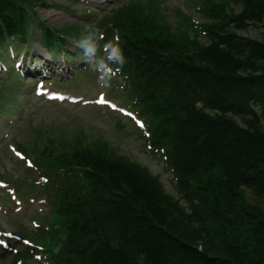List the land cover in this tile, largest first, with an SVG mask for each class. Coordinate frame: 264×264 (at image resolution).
<instances>
[{"label":"trees","instance_id":"1","mask_svg":"<svg viewBox=\"0 0 264 264\" xmlns=\"http://www.w3.org/2000/svg\"><path fill=\"white\" fill-rule=\"evenodd\" d=\"M207 2V43L155 2L130 0L97 23L119 36L127 97L165 150L179 195L106 140L44 148L37 163L63 177L39 231L54 264H264V212L245 196L264 198V41L238 33L264 25V0ZM38 4L48 6L0 0V41L26 40ZM42 27L51 45L84 31Z\"/></svg>","mask_w":264,"mask_h":264},{"label":"rangeland","instance_id":"2","mask_svg":"<svg viewBox=\"0 0 264 264\" xmlns=\"http://www.w3.org/2000/svg\"><path fill=\"white\" fill-rule=\"evenodd\" d=\"M48 3L54 1V6L50 8H43L41 6H36L34 10L42 19L50 22L51 25L57 26L62 25L67 22L76 20L79 14L82 12V7L76 5L75 9L77 12L74 13L72 10L66 8V6H59L58 8L55 4L59 2L55 0H46ZM64 4H72L74 0H60ZM126 0H86L84 3L89 6L93 15H100L102 11L110 9L112 6L117 5ZM162 6L163 11L166 12L171 21H176L178 18L177 11L181 10L186 13L187 16L194 17L195 20H203L201 18L200 12L198 11V0H151ZM76 4V2H75ZM180 21L177 20V22ZM244 34L251 35L253 37L259 38L264 35L263 26H250L246 31H241ZM34 33L39 37L37 31ZM260 39V38H259ZM70 51L75 53L77 48L75 43L70 46ZM48 52L41 45L36 42L33 43L30 50L28 51V57L35 60H41L40 65H45L46 60L41 58H46ZM40 56L41 58H38ZM54 63V68L50 69V73L54 71H61L57 66L63 62L62 57L58 59H53L50 61ZM76 62L79 60L66 61L68 73L72 72L77 66ZM66 72V71H63ZM24 86H21V91L18 92L16 98L19 100L20 112L19 114L13 113L10 120L3 118L0 115L1 121H5V124L0 129V170L11 172L9 175H19L21 174L22 166L25 165L24 162L19 160V154L17 150L12 147L14 142L33 140L34 137L41 136L42 133H48L52 136L59 137L61 135L65 137H73L75 134L79 133L88 138H101L109 141L113 146L117 147L121 153L126 156H130L132 159L140 162L142 165L147 166L154 174L160 175L161 179L168 190L174 196L179 195L177 189H174V184L172 176L167 172L160 158L153 155L146 147H144L137 134L132 132L131 127L125 123L124 120L120 121L118 116L111 113L106 107H99L95 104L86 105L79 103L77 105H69L68 103H59L56 101H47L45 97L38 98L35 95V83L31 80L22 79ZM93 84L90 86L89 90L84 91V84L77 85L72 88H61L64 92H69L75 90V92L80 93V95L88 96L93 100L97 94L102 91L99 87V79L93 78L90 80ZM15 82L14 78L11 79V83ZM69 89V90H68ZM60 90V89H58ZM28 104V105H27ZM26 106V107H25ZM261 112L260 109H257ZM42 141V140H41ZM44 142V141H42ZM17 156V157H16ZM246 202L252 205L254 209L258 212H264V198L257 197L251 190H245ZM40 200H37L30 208L27 209L26 201H22L19 206L18 218L21 219L23 229L27 230L28 226L32 227L33 222L30 219H25L26 209L29 215L39 209L38 207ZM11 209L9 205L4 204L0 201V224L5 230H13L18 232L16 228L9 224V212H16L15 204L11 203ZM35 212L31 215L34 216ZM7 215V216H5ZM28 225V226H27ZM32 225V226H31ZM20 245V244H19ZM3 248L0 246V256L5 253Z\"/></svg>","mask_w":264,"mask_h":264},{"label":"clouds","instance_id":"3","mask_svg":"<svg viewBox=\"0 0 264 264\" xmlns=\"http://www.w3.org/2000/svg\"><path fill=\"white\" fill-rule=\"evenodd\" d=\"M103 39L99 30L94 27H85L80 38L75 42L82 58L90 68L98 74L102 86H107L113 76L116 75L127 63V57L123 47L116 41H109L103 46V56H98V41Z\"/></svg>","mask_w":264,"mask_h":264},{"label":"bare ground","instance_id":"4","mask_svg":"<svg viewBox=\"0 0 264 264\" xmlns=\"http://www.w3.org/2000/svg\"><path fill=\"white\" fill-rule=\"evenodd\" d=\"M234 7H235V9H237V11H239V5L238 4H234ZM264 18V17H263ZM255 26V25H258V24H250V26ZM260 26H263L264 27V25H261V24H259ZM258 25V26H259ZM249 26V27H250ZM249 27H248V29H249ZM260 38V39H259ZM259 38H257V40H259V41H261V42H263L264 41V35H262V36H260ZM50 65V64H49Z\"/></svg>","mask_w":264,"mask_h":264}]
</instances>
